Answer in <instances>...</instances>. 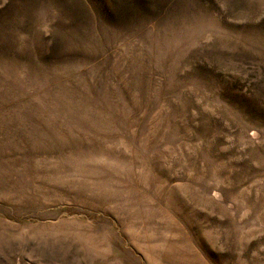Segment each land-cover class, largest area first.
I'll return each instance as SVG.
<instances>
[{
	"label": "rangeland",
	"instance_id": "374dc122",
	"mask_svg": "<svg viewBox=\"0 0 264 264\" xmlns=\"http://www.w3.org/2000/svg\"><path fill=\"white\" fill-rule=\"evenodd\" d=\"M0 264H264V0H0Z\"/></svg>",
	"mask_w": 264,
	"mask_h": 264
}]
</instances>
